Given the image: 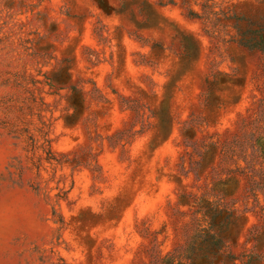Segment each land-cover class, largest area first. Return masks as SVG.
<instances>
[{
	"label": "rangeland",
	"instance_id": "rangeland-1",
	"mask_svg": "<svg viewBox=\"0 0 264 264\" xmlns=\"http://www.w3.org/2000/svg\"><path fill=\"white\" fill-rule=\"evenodd\" d=\"M261 173L264 0H0V264H151L217 193L194 264H264Z\"/></svg>",
	"mask_w": 264,
	"mask_h": 264
},
{
	"label": "trees",
	"instance_id": "trees-1",
	"mask_svg": "<svg viewBox=\"0 0 264 264\" xmlns=\"http://www.w3.org/2000/svg\"><path fill=\"white\" fill-rule=\"evenodd\" d=\"M258 149L261 147L258 146ZM258 178V181H255L249 177V184L253 192H260L264 196V173ZM211 196L213 201L210 203L205 202L204 197L195 202L196 208L190 214L188 223L182 228L183 243L170 257H161L155 252L151 264H194L197 259L212 261L216 257H224V254L230 253L223 234L233 210L219 193ZM260 211L264 215V207H261Z\"/></svg>",
	"mask_w": 264,
	"mask_h": 264
}]
</instances>
